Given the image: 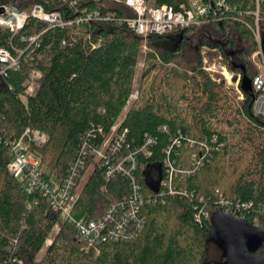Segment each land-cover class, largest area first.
<instances>
[{
    "label": "trees",
    "instance_id": "obj_1",
    "mask_svg": "<svg viewBox=\"0 0 264 264\" xmlns=\"http://www.w3.org/2000/svg\"><path fill=\"white\" fill-rule=\"evenodd\" d=\"M190 1L145 0L148 7L176 9ZM229 1L236 9L223 21L144 39L124 21L133 13L122 3L0 0V7L12 6L18 12L40 4L66 20L85 10L111 15L106 21L64 28L29 17L16 34L0 26V48L20 60L18 70L0 75V264H32L43 251L45 264H207L206 242L220 197L239 212V218L264 228V117L254 113L249 95L242 91L244 98L237 100L223 81L213 79L201 54L208 47L232 72L243 74L229 59L228 52L233 51L234 61L244 66L251 81L258 75L251 61L257 44L249 28L256 26L252 14L256 0ZM259 18L264 48V0ZM205 29L220 38L211 39ZM36 35L39 39L32 44L29 38ZM171 40L170 47L166 43ZM33 69L41 71L42 78L29 94ZM137 79L138 97L126 107ZM118 121L136 145L147 136L156 139L150 154L140 159L139 177L148 199L141 209L145 224L133 239L103 244L97 253L85 249L73 225L52 213L41 196L26 194L9 172L5 141L27 127L44 132L47 142L33 150L47 167V176L62 179L80 145L85 140L100 142L99 129L109 132ZM174 136H187L197 145L179 149L181 156L172 153L175 168L181 171L173 180L175 194L160 199L151 184L167 177L165 149ZM201 142L207 148L202 153ZM195 153L201 164L193 161ZM85 177L74 207L77 217L95 218L129 192L122 176L107 180L92 164Z\"/></svg>",
    "mask_w": 264,
    "mask_h": 264
},
{
    "label": "built area",
    "instance_id": "obj_2",
    "mask_svg": "<svg viewBox=\"0 0 264 264\" xmlns=\"http://www.w3.org/2000/svg\"><path fill=\"white\" fill-rule=\"evenodd\" d=\"M110 1L122 3L131 9L132 16H126L124 21L135 34L144 39L150 35H168L181 29L201 26L213 21L220 22L225 18V14L234 12L236 9L229 0H191L178 9L167 5L148 7L145 0ZM262 1L256 0V8L252 11L256 21L255 28L248 25L257 44V50L253 53L252 58H257L259 62L257 64L259 73L252 80L255 94L253 111L255 114L264 117V48L262 32L258 25L260 19L259 5ZM1 8L3 13L0 14V26L9 29L14 34L24 27L29 17L47 24L48 27L61 28L92 20L106 21L111 17L109 13L103 15L99 10L89 12L85 10L74 19L66 20L60 12L46 11L40 4L34 5L30 11L23 12L16 11L12 6H1ZM39 36L30 37L29 41L32 44L36 43ZM17 52L20 51L17 50ZM218 59L219 61L211 62L208 57H204V69L213 79L218 76L217 80H221L223 77L229 86H234L237 91L242 93V74L232 72L224 63L221 55ZM19 68V56L14 55L7 48H0V75L6 76L8 71ZM41 78V71L38 69L31 71L27 89L29 94L39 88ZM137 97L138 90H135L130 94L126 107L132 99ZM166 129L163 127L164 131ZM99 133L101 135L100 142L95 141L90 144L85 140L80 145L67 169V174L62 179L52 175L47 176L41 157L33 150L43 147L47 142L48 137L44 132L27 127L21 135L5 141L10 155L9 172L21 183L26 194L34 197V199L41 196L52 213L59 215L62 220L73 225L78 237L83 241L85 249L94 250L97 253L103 244L129 241L143 230L145 219L141 209L148 199L139 177V172L143 167L140 159L150 154V146L156 142L155 138L147 136L140 146L134 144L128 139V129L121 128V121L112 125L109 132L99 129ZM96 135L92 133L94 138ZM171 139L172 142L165 149L166 156L163 161L167 177L160 181L159 189L154 194L160 199L175 194L173 180L181 170H179V166L177 169L175 168L176 160L171 157L172 153L181 156L179 149L197 145L196 140L187 136L183 139L174 136ZM198 146L200 153L207 150L203 142ZM192 159L195 163L201 164L197 153L192 155ZM91 164L98 167L107 180L122 176L128 182L129 192L121 200L111 203L101 215L89 219L77 217L74 213V207L79 197L80 185ZM153 200L156 201L157 197ZM34 204H37V200ZM31 205L29 203L28 207L30 208ZM217 211L227 212L239 218V212L233 209L223 197H220ZM205 216L209 218L210 214L205 213ZM199 217L196 215L198 220ZM55 228L58 229L59 224H56Z\"/></svg>",
    "mask_w": 264,
    "mask_h": 264
},
{
    "label": "water",
    "instance_id": "obj_3",
    "mask_svg": "<svg viewBox=\"0 0 264 264\" xmlns=\"http://www.w3.org/2000/svg\"><path fill=\"white\" fill-rule=\"evenodd\" d=\"M233 55V51L228 52L232 65L243 72L241 89L254 99L252 81L245 74L244 66L236 64ZM160 181L151 184L155 191H158ZM210 238L223 250L225 264H264V228L252 225L244 218H236L227 212L216 213L211 220Z\"/></svg>",
    "mask_w": 264,
    "mask_h": 264
},
{
    "label": "rangeland",
    "instance_id": "obj_4",
    "mask_svg": "<svg viewBox=\"0 0 264 264\" xmlns=\"http://www.w3.org/2000/svg\"><path fill=\"white\" fill-rule=\"evenodd\" d=\"M204 32H206V34L208 35V36H210V38L211 39H219L220 38V36H219V34L218 33H216L215 31H213V30H207V29H205V30H203ZM205 34V33H204ZM262 34V33H261ZM262 37H263V35H262ZM196 40V38L194 39V41ZM196 42V41H195ZM195 42H193V45H195ZM168 43H170V44H168ZM166 44H168L170 47L174 44V42H173V40H171V42H167ZM242 46L241 45H239V48H241ZM208 47H203L202 48V50H201V54H202V56H203V58L204 57H208L209 58V60L211 61V62H214L215 60L216 61H219V59H218V57H219V54L218 53H214V54H210V53H212V52H209L210 51V48H208L209 49V51H208V49H207ZM250 49V48H249ZM148 50V45L146 44V41H144V44H143V51H147ZM212 50V49H211ZM189 53H191L190 51H189ZM210 55V56H209ZM253 55V54H252ZM252 55H251V61H252V63H254L257 67H258V65L257 64H259V62H258V59L257 58H255V59H253L252 58ZM203 64H204V62H203ZM142 65H143V63L142 62H140V64H139V69H138V76H139V74H140V72H141V68H142ZM258 70H259V68H258ZM216 78H218V76H216ZM138 81H137V85H136V87H135V90H137L138 88H139V86H140V83H139V79H137ZM217 81H219V82H221V81H223L224 83H225V85L228 87V89H230V92H231V94H234L235 96H236V99L237 100H242L243 98H244V94H243V92L241 93V92H239V91H237L236 90V88L234 87V86H229V84H227L225 81H224V79H223V77L221 78V80H217ZM134 90V91H135ZM138 94H139V91H138ZM135 99H137V98H134V99H132L131 100V102L132 101H134ZM126 111V110H125ZM124 111V112H125ZM44 168H45V170H48L47 169V167L44 165ZM90 173V172H89ZM89 175V174H88ZM88 177V176H87ZM84 179L86 180L87 178L86 177H84ZM227 181V180H226ZM84 183H85V181H84ZM83 183V184H84ZM83 184H81L82 186H83ZM80 185V189H79V191L81 190V188H82V186ZM56 231H58V229H56L55 228V230H54V233L56 232ZM51 243V241H48V243H47V245H49ZM206 252H207V264H225V259H224V257H223V250L220 248V246L213 240V239H211V238H209L208 240H207V242H206ZM43 257H44V251L42 252V253H40L39 255H38V257H37V259L32 263V264H45V263H43Z\"/></svg>",
    "mask_w": 264,
    "mask_h": 264
}]
</instances>
